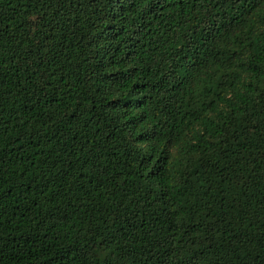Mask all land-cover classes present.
Segmentation results:
<instances>
[{
    "label": "trees",
    "instance_id": "trees-1",
    "mask_svg": "<svg viewBox=\"0 0 264 264\" xmlns=\"http://www.w3.org/2000/svg\"><path fill=\"white\" fill-rule=\"evenodd\" d=\"M0 264H264V0H0Z\"/></svg>",
    "mask_w": 264,
    "mask_h": 264
}]
</instances>
